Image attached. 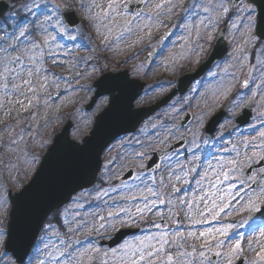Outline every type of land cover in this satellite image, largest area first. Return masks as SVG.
<instances>
[{
	"label": "snow or ice",
	"instance_id": "snow-or-ice-1",
	"mask_svg": "<svg viewBox=\"0 0 264 264\" xmlns=\"http://www.w3.org/2000/svg\"><path fill=\"white\" fill-rule=\"evenodd\" d=\"M15 7L0 0V108L6 104L22 110L38 106L41 92L47 93L50 85L59 88V81L69 79L47 65V59H51L54 66L69 64L67 59L61 61V51L76 64L87 65L92 74L102 71L88 63L90 57H76L60 43V40L79 38L87 45L74 0H24L17 12L8 11ZM80 7L89 13L90 21L103 27L108 47L138 32L150 37L153 29L166 26L162 17L176 16L172 29L183 33L177 37L181 48L186 44L194 45L192 50L203 53L216 39L214 33L219 25L227 19L230 21L228 30L238 32L243 43L233 49L231 63L217 66L223 73L217 91L226 96L239 82L238 74L249 59L247 49L250 46L258 53L256 63L248 66L244 80L239 82L241 91L237 92V98L240 102L233 107L239 108L245 100L248 101L246 108L256 103L257 91H252L250 84L255 83V88L264 93V0H108L106 8L96 0H89V3L81 0ZM173 30L159 40L161 54ZM38 33L43 34L42 39H37ZM143 39L138 37V42ZM146 47L155 49L156 45ZM156 54L148 52L145 61ZM135 57L133 54L130 58ZM83 75L77 72L71 79H80ZM210 75L219 74L212 72ZM95 86L111 93L113 102L120 99L117 95L123 88L120 77L104 76ZM88 88L91 91L92 86ZM244 89H249L250 97L243 93ZM261 101L260 107L264 108V95ZM44 103L46 105L47 101ZM12 111L9 108L7 114L11 115ZM204 115L201 114L198 123H203ZM243 115L241 112L234 118L241 119ZM255 119L264 129V112ZM13 127L5 125L8 130ZM236 127L229 125L227 130L219 131L215 139H201L199 131L191 132L192 139L185 148L182 143L185 136L173 124L171 129H166L167 135L156 133L157 141L167 146V150L163 147L155 150L160 153V163L153 161L151 168L141 164L139 167L146 168L147 174L131 175L134 169H129L127 179L115 172L109 174L110 170L106 169L99 179L107 187L94 183L98 169L93 170L91 136L82 142L57 136L42 160L35 153H26V171L38 166L32 179L21 184L17 177L15 183L21 186L14 195L0 184V264H264V166L254 167L264 165V131L253 125L257 136L225 142V131L231 135ZM152 128L156 129L157 125L153 124ZM25 136L33 141L39 139L41 147L49 146V140L32 135L24 128L10 135L8 143L19 148V144L25 143ZM170 138L176 140L178 147L169 143ZM202 146L209 148L204 155ZM135 155L144 159L146 153L136 152ZM158 171L167 172V182L164 175L154 174ZM113 178L119 183L111 184ZM81 181L92 185L94 195H89L84 183H79L81 193L75 198L76 211L61 214L65 229L61 233L51 223H46L53 211V201L66 183ZM91 201H97L95 208H102L106 215L98 211L81 215L79 210ZM146 213L154 214L158 221L147 224ZM181 213L188 221L187 227L184 219H176ZM242 213L247 215L231 222L227 219ZM169 220L173 221L171 227ZM137 224L157 231L141 229L143 235H133L117 247L104 251L95 246V236L83 239L75 236L90 226L96 235H102L108 230L119 232L124 226L131 228ZM193 225L211 226L192 230ZM194 240L201 243L190 242ZM250 253L255 255L250 256Z\"/></svg>",
	"mask_w": 264,
	"mask_h": 264
},
{
	"label": "rangeland",
	"instance_id": "rangeland-1",
	"mask_svg": "<svg viewBox=\"0 0 264 264\" xmlns=\"http://www.w3.org/2000/svg\"><path fill=\"white\" fill-rule=\"evenodd\" d=\"M3 1L16 5L15 8H10L8 10L9 12H17L19 4L24 2V0ZM57 2H61V0H57ZM64 2H67V0H64ZM96 2L106 8L108 0H96ZM153 2H158V0H153ZM74 3L76 5L77 17L80 19L79 26L81 27L83 34L87 37V45H90V47L83 43L79 38L76 41L60 40V43L66 48L72 50L73 55L76 57H90L88 63L102 68V71L92 74L87 65L76 64L75 60L65 57L61 51L59 53L61 61L67 59L69 60V64H58L54 66L52 65L51 59H47V65L52 67L54 72L61 73L64 76L69 77V79L59 81V88L55 85H50L47 93L41 92L38 98V106H31L28 107L27 110H22L19 106L13 107L11 104H6L5 107L0 108V138H2V140H0V184L5 185L6 189L12 190L13 193L18 191L21 186L20 184L15 183L16 178L18 177L20 179L21 184H26L30 181L37 169V166H33L31 171H26V153H35L41 158L48 147H41L39 139L33 141L30 136H25V143L19 144V148H17L8 143L10 135H15L20 128H24L25 130H30L32 135L41 136L44 139L49 140L50 145L54 136L61 131L66 122L72 120L74 123L71 132L72 139L81 142L91 130L96 115L101 112L108 103V97H103L98 100L93 110H85V106L89 103L94 93L92 85L100 75L106 71L117 72L120 70H128L132 77L138 78L146 83L145 90L135 102V106H147L168 94V92L175 86L179 76L184 73H194L206 58L211 49L212 43L215 40L214 39L211 42L210 46H206V50L203 53H198L192 50L194 49V45L189 44H186L182 49L177 37L183 35V33L172 29L173 23L177 20V17L173 16L170 18L162 17V19L166 21V26L153 29L150 37L146 36L145 32H138L134 36L126 40L114 42L111 47H108L105 43L106 34L103 27L96 24L95 21L89 20V13L84 8L80 7L81 0H74ZM84 3H89V0H84ZM93 11H95V9H93ZM145 11H147V9H145ZM177 11H179V9ZM20 15L23 14L20 13ZM229 23L230 21L227 19L222 22L214 35L216 36L218 31L223 26H228ZM98 26L100 27L99 32L97 31ZM170 30H173V35L169 37L170 42H165L166 50L161 54L159 40ZM49 31H52V29H49ZM71 34L78 35L77 33ZM113 35H115V33H113ZM138 37H144L143 42H138ZM42 38L43 34L38 33L37 39L39 40ZM107 39L111 40L112 37H107ZM226 40L229 43L230 49L225 61L218 64L221 67L225 62L231 63L230 56L233 49L243 43V41L239 39V33L235 30L230 31L228 28ZM148 44L156 45V48L153 49L151 47H146ZM153 51L157 54L148 61H145L148 52ZM133 54H136L135 59L130 58ZM247 54L249 59L244 62V68L238 74L239 82L244 80L245 73L248 71V66L256 63V56L258 55L257 51L249 46ZM72 64H75L76 66L72 67ZM141 65L143 66L141 67ZM217 66L208 72L202 80L195 81L185 95L176 97L170 104H168V106L161 109L156 115L143 123L133 137L130 136L120 139L112 145L104 153L103 166L99 177L106 169L110 170L109 174L115 172L118 176H122L130 168H135L137 172H145L144 168L139 166L141 164L146 165V161L149 158V152L162 147L167 148V146L161 145L157 141L156 133L158 132L161 136L167 135L166 129H171L173 124L180 128V131L184 134L187 142L192 139L191 132L199 131L201 139H215L219 134V131L226 130V128L232 123L235 115L240 112L246 104H248V101L245 100L244 104L239 108L233 107L234 104L240 102L237 98V92L241 91L239 82L234 84L232 91L226 96L217 91L220 75H223V73H221V68ZM77 72H83V77L72 80L71 76ZM212 72H216L219 75L213 77L210 75ZM253 75L256 74L253 73ZM256 83H258V81H256ZM89 85L92 86L91 91H89ZM250 89L252 91H257L256 103L254 104L251 122L246 127L236 131L232 136L226 135L225 132L223 138L225 142H236L243 138L251 139L252 137L257 136L258 131L253 130V125H255L256 129L259 131H264V129L259 127L258 119H255L260 112H264V108L260 107V104L262 103L261 96L264 95V93L259 92L255 88V83L250 84ZM59 93V97L55 98V95ZM243 93L249 97L251 96L249 89H244ZM45 101H47L46 105L44 103ZM25 104H27V101H25ZM9 108L13 109L11 115L7 114ZM222 109L227 110L225 119L220 126H218L215 134L207 137L204 134V127L207 121L213 114ZM177 110L180 111L177 113ZM186 112H191L193 119L188 127L183 129L180 126V122L184 118ZM202 113L205 114L203 116V123H198L201 119ZM153 124L157 125L156 129L152 128ZM5 125H13L14 127L12 130H8L5 128ZM173 142H176V140L170 138L169 143L172 144ZM141 144L145 145V147H141ZM149 144L151 145L150 148L147 147ZM187 146L188 143L185 148ZM202 148V155L209 151L208 146H202ZM19 149H24L25 152H21ZM212 150L214 151L215 147H213ZM136 152H145L146 155L144 159L138 158L135 155ZM185 155H188V153L185 152ZM13 165H16L17 167L13 168ZM154 174L157 176L164 175L166 178L165 182H167V172L158 171ZM117 183H119L118 180L115 178L111 179V184L115 185ZM97 185H100L101 187L108 186L101 180L99 184L97 182ZM80 193L81 191L75 194L69 204L58 210L52 218H48L46 223H51L54 228L59 229V231L63 233L65 229L63 227V217L61 214L76 211L74 206L75 198L80 195ZM88 193L89 195H94V193H91V189L88 190ZM97 203V201L85 203V207L79 210L81 215L89 214L93 211H98L100 215H106L102 208H95ZM159 207L163 208V206ZM241 215H247V213L236 214L227 219L229 222L232 220H239ZM178 218L184 219L183 213H181V216L176 219ZM158 219L159 218L154 214H145V221L147 224H151L153 221H158ZM5 222H7V220H5ZM96 223L98 224L99 221H96ZM169 225L170 227L173 226L172 220H169ZM184 225L186 227L188 226L187 219H184ZM209 226L211 225H193L191 228L192 230H204ZM176 227H179V225H176ZM122 229H131L132 231L139 229L140 233L137 235L144 234L141 229L150 232L157 231L155 228H145V225L142 224H137V226L131 228L124 226ZM116 233L118 232L108 230L107 232H102V235H96L95 230L90 226L87 230L75 233V236L78 239H83V237L89 235L95 236V246L100 247L101 251H104L109 248L107 246H101V244H106ZM131 238L132 237L128 239ZM190 242L196 243L197 245L201 243V241L195 240ZM247 251L248 249L245 245V252ZM249 255L253 256L255 253H250Z\"/></svg>",
	"mask_w": 264,
	"mask_h": 264
},
{
	"label": "water",
	"instance_id": "water-1",
	"mask_svg": "<svg viewBox=\"0 0 264 264\" xmlns=\"http://www.w3.org/2000/svg\"><path fill=\"white\" fill-rule=\"evenodd\" d=\"M221 36L224 37V30L221 31V33L219 34L217 41L211 52V56L208 58V60L205 63L202 64L200 69L195 74L185 75L183 78L180 79L177 86L168 96L160 100L157 104L149 106L147 108H137V109L134 108V102L140 96L144 88V84L140 83L137 80L136 81L139 82V84L138 83L136 84L135 80L129 79V75L127 71L119 72L116 74L107 73L100 78L102 79L104 76H118L121 78V83L123 85V88L122 90L117 91V95L120 97V99L116 102H113L111 93L102 91L101 89L97 88L94 85L96 87V92H95L94 97L92 98V102L87 107V109H90L91 107H93L96 100L101 96H104V95L110 96L109 105L103 110L102 113H100L97 116V118L95 119V123H94L92 131L90 132L88 136L85 137L87 138L91 136L93 144H94L93 170L98 169V171H96V174H95L94 183L96 182L98 173L102 166V154L115 139H117L121 135L136 131L139 125L146 118H148L155 111L160 109L162 106L166 105L175 95L183 94L187 90V88L189 87V85L191 84L193 80L201 77L205 73L206 70H208L214 65V63H216L219 59L224 57V55L227 52V44L224 41V38L221 39ZM217 52L219 54H215ZM251 109H252V105L250 107H247V108L245 107L243 109L242 111L244 113L243 118L236 119L235 122L233 123L237 125V127L234 130L242 126H245L249 122L251 118ZM223 116H224V112L222 111L212 118V120L209 122L207 126V134H211L214 132L215 128L217 127V125L219 124ZM190 119H191L190 116H187L182 121L181 125L186 126L188 122L190 121ZM71 128H72V124L71 122H68L64 126L63 130L55 136L53 142L55 141L57 136L67 137L71 139L70 137ZM209 129L211 131H208ZM234 130H232L231 132H233ZM182 143H184L185 145L186 140ZM173 147H178V146L175 143L173 144ZM159 155L160 153H157L156 151L152 153V158L147 163L148 168L153 167V164H152L153 161H155L156 163H160L158 159ZM261 166H264V165L258 164L254 167L258 168ZM134 174H135V171L131 173V175H134ZM128 176H129V172L125 173L122 178L127 179ZM79 183H84L85 189L92 187L91 184H88L85 181H81L78 183L77 182L66 183L61 188L56 199L53 201V211L49 213L48 217L54 211L66 205L76 193L81 191L79 187ZM55 205H59V207L57 208L55 207ZM130 233H133V231H121L118 234H116L115 237L111 239L109 242H107L106 244L109 247H112L118 244L119 242H121L123 238L126 237Z\"/></svg>",
	"mask_w": 264,
	"mask_h": 264
},
{
	"label": "bare ground",
	"instance_id": "bare-ground-1",
	"mask_svg": "<svg viewBox=\"0 0 264 264\" xmlns=\"http://www.w3.org/2000/svg\"><path fill=\"white\" fill-rule=\"evenodd\" d=\"M135 83H136V84H137V83L139 84V82H137V81H136Z\"/></svg>",
	"mask_w": 264,
	"mask_h": 264
}]
</instances>
